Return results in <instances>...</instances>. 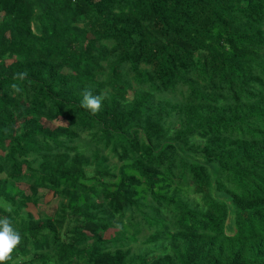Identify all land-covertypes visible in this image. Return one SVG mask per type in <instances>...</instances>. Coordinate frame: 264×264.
Wrapping results in <instances>:
<instances>
[{
	"label": "trees",
	"instance_id": "trees-1",
	"mask_svg": "<svg viewBox=\"0 0 264 264\" xmlns=\"http://www.w3.org/2000/svg\"><path fill=\"white\" fill-rule=\"evenodd\" d=\"M0 176L5 264H264V0H0Z\"/></svg>",
	"mask_w": 264,
	"mask_h": 264
},
{
	"label": "clouds",
	"instance_id": "clouds-1",
	"mask_svg": "<svg viewBox=\"0 0 264 264\" xmlns=\"http://www.w3.org/2000/svg\"><path fill=\"white\" fill-rule=\"evenodd\" d=\"M25 75L26 73L17 74L19 78H23ZM11 87L17 92L20 91L16 84ZM105 96L104 93L94 95L91 89H85L82 93L81 106L90 110L92 114H96L102 108ZM59 122L63 123L62 120ZM21 241L20 232L14 227L12 220L7 216L0 217V264H5L12 259V254Z\"/></svg>",
	"mask_w": 264,
	"mask_h": 264
},
{
	"label": "rangeland",
	"instance_id": "rangeland-1",
	"mask_svg": "<svg viewBox=\"0 0 264 264\" xmlns=\"http://www.w3.org/2000/svg\"><path fill=\"white\" fill-rule=\"evenodd\" d=\"M60 123V122H59ZM62 124V123H60ZM49 126H57L56 123H51V124H47ZM1 177V176H0ZM20 187L22 189H27V186L25 184H21ZM39 195L41 196L39 199V205L38 207L35 208V206H33L32 204H29L28 207L23 210V214L25 213H32L35 217L38 216V214L40 213V211H42L44 214H52V210L56 205V198H54V195L52 192H47L45 194L44 191L40 190ZM114 230H110L109 232L106 233V237L108 238V236H110L113 233ZM146 235L145 232H143V234L139 237L137 244L135 245V250L138 249H142L144 248V243H143V236Z\"/></svg>",
	"mask_w": 264,
	"mask_h": 264
}]
</instances>
